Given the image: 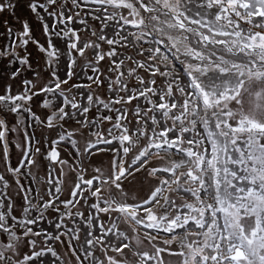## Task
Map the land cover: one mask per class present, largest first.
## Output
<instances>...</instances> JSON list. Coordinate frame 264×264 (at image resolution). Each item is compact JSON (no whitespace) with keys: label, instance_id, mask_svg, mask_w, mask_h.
<instances>
[{"label":"snow or ice","instance_id":"6c2138e0","mask_svg":"<svg viewBox=\"0 0 264 264\" xmlns=\"http://www.w3.org/2000/svg\"><path fill=\"white\" fill-rule=\"evenodd\" d=\"M0 264H264V0H0Z\"/></svg>","mask_w":264,"mask_h":264}]
</instances>
